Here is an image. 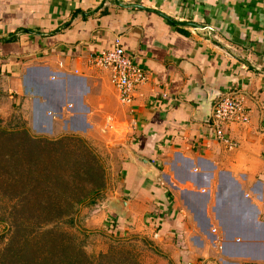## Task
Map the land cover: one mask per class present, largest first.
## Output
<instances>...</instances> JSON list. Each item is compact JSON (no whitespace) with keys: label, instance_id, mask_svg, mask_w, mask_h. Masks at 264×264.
Returning <instances> with one entry per match:
<instances>
[{"label":"crops","instance_id":"0c3cea01","mask_svg":"<svg viewBox=\"0 0 264 264\" xmlns=\"http://www.w3.org/2000/svg\"><path fill=\"white\" fill-rule=\"evenodd\" d=\"M119 1L144 8L0 0V83L39 129L70 127L90 138L102 130L106 143L121 145L118 185L86 218L88 228L157 233L156 244L183 264H264V0ZM117 36L149 76L130 105L90 62ZM225 94L248 115L226 125L233 149L211 123Z\"/></svg>","mask_w":264,"mask_h":264},{"label":"rangeland","instance_id":"374dc122","mask_svg":"<svg viewBox=\"0 0 264 264\" xmlns=\"http://www.w3.org/2000/svg\"><path fill=\"white\" fill-rule=\"evenodd\" d=\"M0 85H3L0 87V125L22 122L36 138L63 139L61 144H44L40 151L35 147H16L9 171L0 173V217H8L13 206L11 198L20 194L25 215L34 206L55 207L54 215L47 212L46 216H39L38 222H48L46 228L72 238L93 259L106 260L107 264H183L170 249L157 245L152 234H110L85 225L92 210L102 206L108 188L118 185L121 145L106 143L102 130L97 131L94 138L70 127L43 131L35 125L30 108L22 111L19 101L22 99L6 83ZM26 148L33 149L24 151ZM12 151L10 148L8 154ZM36 165L41 176L38 182L30 175ZM11 176L14 184L5 186V179ZM8 228V220L0 221V248L9 236Z\"/></svg>","mask_w":264,"mask_h":264},{"label":"trees","instance_id":"16d2710c","mask_svg":"<svg viewBox=\"0 0 264 264\" xmlns=\"http://www.w3.org/2000/svg\"><path fill=\"white\" fill-rule=\"evenodd\" d=\"M18 124V125H17ZM16 125H0V173L5 174L15 160L16 147H35L39 151L45 145L62 143L36 138L22 122ZM12 144V147L9 144ZM12 148L11 154H8ZM33 148L24 151L31 152ZM39 163V161H37ZM33 173V174H32ZM30 175L38 182L41 179L40 169L36 165ZM0 175V179H1ZM40 178V179H39ZM14 177L5 179V186L14 184ZM13 206L8 211V217H0V221L8 220L9 236L0 248V264H107V261L93 259L78 247L72 238L64 233L46 228L48 222H38L39 216H46L47 212L54 215L55 207H32L28 215L22 209L20 194L11 198ZM8 208V207H5ZM23 218V221L21 219ZM71 222V220H70ZM186 261V260H185Z\"/></svg>","mask_w":264,"mask_h":264},{"label":"built area","instance_id":"2783aa9c","mask_svg":"<svg viewBox=\"0 0 264 264\" xmlns=\"http://www.w3.org/2000/svg\"><path fill=\"white\" fill-rule=\"evenodd\" d=\"M120 41V37L117 36L112 48L91 55L90 62L95 67L109 73L110 83L117 92L119 102L130 105L138 87L146 83L149 76L125 53ZM247 121V110L241 99L235 95L225 94L215 102L211 114L214 137L228 149H233L236 145L227 136L226 125L228 123H246ZM153 237L157 238L158 234L154 233ZM184 264L201 263L187 259Z\"/></svg>","mask_w":264,"mask_h":264},{"label":"water","instance_id":"95a60500","mask_svg":"<svg viewBox=\"0 0 264 264\" xmlns=\"http://www.w3.org/2000/svg\"><path fill=\"white\" fill-rule=\"evenodd\" d=\"M105 1V0H104ZM114 2L120 6H138V7H143L141 5L138 4H123L121 3L119 0H114ZM144 8V7H143ZM148 10H151L155 13H158L159 15L163 16L164 18L168 19L169 21H171L172 23H175L177 25H188V26H193V27H197L200 26L197 23H194L192 21H172L169 17H167L165 14H163L162 12H160L159 10L156 9H152V8H147ZM135 161L138 163V165L140 167H142L147 173H150L152 171V164L150 163V161L143 159V158H136L135 157Z\"/></svg>","mask_w":264,"mask_h":264}]
</instances>
